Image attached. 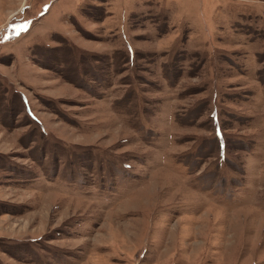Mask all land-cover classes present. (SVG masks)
<instances>
[{"label": "rangeland", "instance_id": "rangeland-1", "mask_svg": "<svg viewBox=\"0 0 264 264\" xmlns=\"http://www.w3.org/2000/svg\"><path fill=\"white\" fill-rule=\"evenodd\" d=\"M0 264H264V0H0Z\"/></svg>", "mask_w": 264, "mask_h": 264}]
</instances>
